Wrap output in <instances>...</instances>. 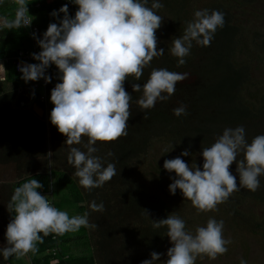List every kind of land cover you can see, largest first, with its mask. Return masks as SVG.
Returning a JSON list of instances; mask_svg holds the SVG:
<instances>
[{
  "label": "trees",
  "instance_id": "16d2710c",
  "mask_svg": "<svg viewBox=\"0 0 264 264\" xmlns=\"http://www.w3.org/2000/svg\"><path fill=\"white\" fill-rule=\"evenodd\" d=\"M151 2L149 0V6ZM193 2L161 0L163 7L158 14L162 23L156 35L157 47L164 48V54L153 58L140 81H130L132 77L125 80V90L132 96L128 134L112 142L98 141L95 145L98 151L94 153L113 163L116 175L103 187L91 191L78 185L73 174L75 169L67 163L70 146L64 143L66 137L49 120L54 107L49 99L50 90L58 82L55 75L45 88L46 104L40 100L43 87H35L36 81L25 83L22 74L16 71L14 57L20 50H30L33 46L30 30L0 29V59L6 61L5 77L2 80L0 76V221L3 220L0 248L7 247L4 233L11 219L6 205L14 188L31 179L43 183V189L37 191L46 195L55 207L67 209L69 216L87 212L89 223L95 225V228L82 227L63 236L44 237L43 243L37 244L35 254L25 255L28 262L12 256L8 260L0 257V264H98L97 253L106 264H140L150 258L152 251L162 253L157 264H165L168 257L164 246L169 239L165 235L166 227H152L153 220L175 215L172 204L162 194L171 183L170 174L163 169L164 160L175 158L188 148L191 155L181 158L190 166L202 167L203 162H198L203 158L202 147L210 146L225 127L243 125L249 142L264 133V84L256 82L253 73V67H260L264 62V33L255 27L247 30L234 21L236 11L257 3L263 8L264 0H208L201 9L222 11L224 27L217 29L208 47L193 42L186 64L177 67L176 58L168 49L171 40L181 36L187 22L193 18L190 12ZM64 3L65 0H29L26 4L32 13L47 11L41 22H35L42 33L49 22H55L49 13ZM17 10V5L0 1V21L14 19ZM246 46H249L246 56L250 59L241 57ZM37 49L40 51L38 45ZM54 67L48 69L50 75ZM161 67L187 72L188 78L176 84L169 100L158 101L154 108L142 110L136 103L142 93L134 92L131 85L142 84L152 68ZM35 105L43 109L42 115L35 111ZM180 105L186 107L187 115L176 117L173 109ZM86 142L87 138L82 137V144L72 147L86 151L83 146ZM153 155L160 156L162 162ZM242 158V154L238 156ZM235 169L234 161L230 171L238 182ZM9 172H16V176L7 180L4 176L8 178ZM141 177L155 179L157 186L140 183ZM259 179L260 187L255 192L242 188L219 207L224 216L232 218L249 209L247 219L251 217V227L264 231V176ZM176 195H182L179 189ZM93 201L103 202V212L89 208ZM259 211L262 221H258ZM71 247L72 250L76 247L80 253H72Z\"/></svg>",
  "mask_w": 264,
  "mask_h": 264
},
{
  "label": "clouds",
  "instance_id": "9594fccd",
  "mask_svg": "<svg viewBox=\"0 0 264 264\" xmlns=\"http://www.w3.org/2000/svg\"><path fill=\"white\" fill-rule=\"evenodd\" d=\"M18 10L12 20L0 21L3 28H28L26 0H15ZM78 6L74 15L69 4L53 9L49 22L40 36L32 37L40 48L30 53L36 63L21 62L18 70L25 83L38 81L51 83L53 76L48 69L55 65L58 80L50 90L54 105L49 120L57 131L64 134L69 147L67 163L75 171L80 187L87 191L101 188L116 175V167L104 158L94 155L97 142H112L127 136L132 96L125 90V80L140 81L144 69L150 67L154 57L164 54L158 48L156 30L162 17L158 10L161 0H69ZM62 14V15H61ZM225 14L217 9H196L187 22L183 34L171 40L169 53L176 58L177 67L186 64L193 42L202 47L210 46L218 28L225 24ZM187 72H174L167 68H152L145 82L132 83L134 92H141L136 100L142 110L152 109L156 103L165 102L175 93L176 84L188 78ZM34 96V92L32 93ZM173 115H187L184 105L173 109ZM82 151L72 145L82 144ZM242 154L243 158L238 159ZM107 155H111L108 153ZM188 148L178 156L165 159L163 169L170 174V194L180 190L184 200L190 201L198 212L214 211L226 202L232 193L246 188L255 192L264 176V133L249 142L243 125L225 127L214 142L202 147V167L190 166L181 157H188ZM236 162V173L230 165ZM174 172V175H171ZM44 185L31 179L15 187L6 205L10 221L4 233L7 247L0 248V257L24 256L37 252V244L50 234L63 236L80 228H95L88 213L69 216L55 207L38 189ZM92 211L103 212V202L89 205ZM152 227H166L171 247L166 251L165 264H196L197 257L216 259L228 251L230 238L223 235L224 221L209 217L205 225H198L195 233L186 230V222L177 215L153 220ZM162 253L152 251L150 258L140 264H157ZM239 264H247L243 258Z\"/></svg>",
  "mask_w": 264,
  "mask_h": 264
},
{
  "label": "rangeland",
  "instance_id": "374dc122",
  "mask_svg": "<svg viewBox=\"0 0 264 264\" xmlns=\"http://www.w3.org/2000/svg\"><path fill=\"white\" fill-rule=\"evenodd\" d=\"M208 0H194L192 7L190 8V12L193 13L196 9H201L203 5H206ZM237 17L234 19V21L237 24H242L245 29H254L257 28L260 30V32L264 33V7L262 8L261 3L252 4L250 6H245L244 9H240L239 11H236ZM256 24L254 26V24ZM253 31V30H252ZM249 47V46H248ZM246 46L245 50H243V53H241V57H247L249 53V49ZM250 59V58H249ZM251 63L253 64V58L251 56ZM264 59V58H263ZM258 62L257 60H255ZM255 64V62H254ZM253 73L254 78L257 82V80L264 84V62L260 67H253ZM154 158H156L158 161L162 162V158L158 155H153ZM199 163L203 162V158L199 159ZM16 176V172H9L8 178L4 176L5 179L9 180L12 179V177ZM140 183H148V187H155V179L153 178H140ZM158 182V181H157ZM160 183V182H158ZM1 185V184H0ZM163 191V188H161ZM165 200L172 204L173 211L175 212V215L181 217L186 222V230L195 233V228L198 225H205L206 221L209 217H214L217 220H223L224 221V230L223 235L225 238L231 239V244L227 245L228 251L223 254L217 256L216 259H209L207 256H204L203 258L197 257L196 264H239L240 259L243 258L247 261V264H264V231L261 230L260 227L253 226L251 227V217L250 219H247V213L249 212V209L246 211H242V214L236 215L235 217H228L224 216L220 212V207L217 205L216 210L209 211V212H198L190 203L188 200H184L183 196H177L170 194L168 187L164 192H162ZM0 202L1 195H0ZM70 208L74 209L72 204H70ZM61 210L66 211L65 208H60ZM258 221H262L263 217L260 216L261 212L258 213ZM76 215L73 213L74 216ZM187 216V217H185ZM1 225H3V220L0 221ZM1 227V226H0ZM2 246V237L0 235V247ZM72 246V245H71ZM171 243L169 242V239L167 243L165 244V250H167L169 247H171ZM72 253H80L79 251H76V247H71ZM165 258V257H164ZM163 258V259H164ZM97 263L98 264H106L105 260L103 258H100V254L97 253Z\"/></svg>",
  "mask_w": 264,
  "mask_h": 264
},
{
  "label": "built area",
  "instance_id": "2783aa9c",
  "mask_svg": "<svg viewBox=\"0 0 264 264\" xmlns=\"http://www.w3.org/2000/svg\"><path fill=\"white\" fill-rule=\"evenodd\" d=\"M13 1L15 2V0H13ZM28 1H29V0H26V3H27ZM65 2L69 4V12H70V14L74 15V12H75V10H76V6L73 5V4H71V3L69 2V0H65ZM15 4H16V2H15ZM16 5H17V4H16ZM27 7H28V11H29V12L27 13L29 19H33V20H32V23H31V25L28 27V29L30 30L31 35H32L33 32H35V33L37 34V36H40L42 33H41L40 29L38 28L37 24L35 23V20H34V18H33V14H32V12H30V8H29V6H27ZM17 8H18V6H17ZM32 52H39V50L37 49V43H36V40H35L34 38H33V46H32V48H31L30 50H20V51L18 52V54H17V55L14 57V59H13V61H14V65H15V67H16V71H17L18 73H20L19 70H18V65L21 64V62H29V63H32L33 58H32L31 55H30V53H32ZM1 63L4 64V62H3L2 59H0V65H1ZM52 70H53V72H52V76L54 77L56 67H54ZM39 85L42 86L43 89H44V93L40 96V100L43 101V102H45V103L47 104V98H46L47 96H46V93H45V88H46V85H47V84L44 82L43 79H40V80L36 81V83L34 84V86L37 87V86H39ZM21 104H24V103H21ZM39 192L41 193V191H39ZM42 195H43V194H42Z\"/></svg>",
  "mask_w": 264,
  "mask_h": 264
},
{
  "label": "crops",
  "instance_id": "0c3cea01",
  "mask_svg": "<svg viewBox=\"0 0 264 264\" xmlns=\"http://www.w3.org/2000/svg\"><path fill=\"white\" fill-rule=\"evenodd\" d=\"M1 3L3 4H15V2L13 0H0ZM48 2H52L53 0H47ZM16 5V4H15ZM47 11H39V12H36V13H32L33 14V18L35 20V22H41V19L43 18V16H45L44 14L46 13ZM31 34V33H30ZM32 36V35H31ZM33 38V37H32ZM4 64L1 63L0 65V76H1V79L3 80L4 77H5V64H6V61L3 60ZM36 106V105H35ZM34 106V107H35ZM20 259H23V261L25 262H28L26 260V257L25 255L24 256H20Z\"/></svg>",
  "mask_w": 264,
  "mask_h": 264
},
{
  "label": "water",
  "instance_id": "95a60500",
  "mask_svg": "<svg viewBox=\"0 0 264 264\" xmlns=\"http://www.w3.org/2000/svg\"><path fill=\"white\" fill-rule=\"evenodd\" d=\"M34 109H35V111H36L37 113H39L40 115L43 114V109H42L40 106H35Z\"/></svg>",
  "mask_w": 264,
  "mask_h": 264
}]
</instances>
